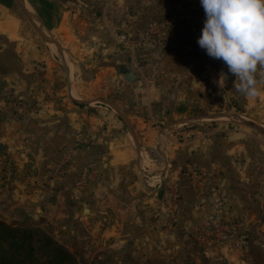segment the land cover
I'll return each instance as SVG.
<instances>
[{"label":"crops","instance_id":"1","mask_svg":"<svg viewBox=\"0 0 264 264\" xmlns=\"http://www.w3.org/2000/svg\"><path fill=\"white\" fill-rule=\"evenodd\" d=\"M41 1L54 44L0 0V221L78 262L264 264V131L203 123L238 111L262 128L264 94L199 47L200 0Z\"/></svg>","mask_w":264,"mask_h":264},{"label":"clouds","instance_id":"2","mask_svg":"<svg viewBox=\"0 0 264 264\" xmlns=\"http://www.w3.org/2000/svg\"><path fill=\"white\" fill-rule=\"evenodd\" d=\"M200 4L205 20L199 47L224 62L236 77L237 92L249 98L264 94V0H200ZM227 78L221 72L219 84Z\"/></svg>","mask_w":264,"mask_h":264},{"label":"rangeland","instance_id":"3","mask_svg":"<svg viewBox=\"0 0 264 264\" xmlns=\"http://www.w3.org/2000/svg\"><path fill=\"white\" fill-rule=\"evenodd\" d=\"M14 1V0H12ZM29 2V3H28ZM25 3V1H24ZM17 8H16V12L19 14L21 21H22V25L24 30L28 31H36V30H43V23L46 25L51 26V24H53V15H56V8L54 6H51L47 3L42 2L41 0H27L26 3L24 4L23 8V4H21L19 1L16 2ZM34 6V7H33ZM38 9V17H35V13L34 10ZM34 9V10H33ZM42 19V21H41ZM38 33V31H36ZM41 34V33H40ZM39 38L42 41H46V42H50V44H54L55 43V39L53 38L52 35L46 33V36L48 38L45 39V37H43L42 35H39ZM47 39L49 41H47ZM224 115H230L227 114V111ZM233 115V118L231 117H221L219 119L216 120H205L203 121V123H207V124H212V123H229V124H234V125H244L241 120H239V117L249 121L246 117L242 116L241 113H238V111H236ZM236 116V117H235ZM196 123V122H195ZM255 123V122H254ZM256 125H258L257 123H255ZM246 126V125H244ZM259 126V125H258ZM187 126H182L180 128H178V131H182L184 129H186ZM188 127H192V124L188 125ZM248 127V126H247ZM261 127V126H259ZM264 129V127H262ZM254 129V128H252ZM0 156H9L7 153L4 154H0ZM4 168H1V171L3 172ZM3 222V221H1ZM4 224H6L7 226L11 227V228H16V229H26V230H31L33 231L32 233L35 234L34 237V247L36 248L35 251V256L33 261H26L24 263L21 264H40L41 262L43 263L45 261V254H42V252L39 250L42 248V243H40L38 240L44 237H49L51 238L47 233L44 232V230H42L41 227H32V228H25V227H14L11 225H8L7 223L3 222ZM216 236V233H215ZM52 239V238H51ZM55 241V240H54ZM11 239L8 238L2 231V229H0V264H18L14 262V259H18V260H26L28 258V253L26 248L24 247L23 251L17 252L15 249V247L13 245H11ZM64 248V247H63ZM68 251V250H67ZM13 259V261H12ZM17 260V261H18ZM75 264H92L89 260H85L83 262H78L76 260Z\"/></svg>","mask_w":264,"mask_h":264},{"label":"trees","instance_id":"4","mask_svg":"<svg viewBox=\"0 0 264 264\" xmlns=\"http://www.w3.org/2000/svg\"><path fill=\"white\" fill-rule=\"evenodd\" d=\"M0 229L3 233L11 239V245H13L17 252L23 251L24 247L27 250L28 258L26 260L14 259L15 263L21 264L26 261H33L35 251L37 247H34V237L31 230L11 228L0 221ZM42 243V248L39 249L42 254H45V261L40 264H75L76 259L73 255L59 245L56 241L49 237H44L38 240ZM18 260V261H17ZM13 261V259H12ZM38 264V263H37Z\"/></svg>","mask_w":264,"mask_h":264},{"label":"water","instance_id":"5","mask_svg":"<svg viewBox=\"0 0 264 264\" xmlns=\"http://www.w3.org/2000/svg\"><path fill=\"white\" fill-rule=\"evenodd\" d=\"M16 1H19L21 4H23V8H24V1H23V0H16ZM40 33H41V35H42L43 37H45V39L48 38V37L42 32L41 29H40ZM47 41H49V40L47 39ZM124 71H125V69H121V73L124 74L125 79H126L127 81H129V82L134 81V79H135V73H134L132 70L127 71L126 73H124ZM221 117H228V118L231 117V118H233V115H216V116H212V117H210V118H211L210 120H215V119H218V118H221ZM235 117H236V116H235ZM190 120H193V121H201V120H203V119H201V118H192V119H190ZM239 120H241V122H242L244 125L248 126V127H251V128L257 129V130H259V131H264L263 128L259 127L258 125H256V124L253 123V122L246 121V120H244V119H242V118H240V117H239ZM8 152H9V148H8L6 145L0 143V154H4V153H8Z\"/></svg>","mask_w":264,"mask_h":264},{"label":"built area","instance_id":"6","mask_svg":"<svg viewBox=\"0 0 264 264\" xmlns=\"http://www.w3.org/2000/svg\"><path fill=\"white\" fill-rule=\"evenodd\" d=\"M163 185H164L163 180L162 181L158 180L156 188L161 190L163 188ZM205 192L213 198L216 207H218L221 204L222 199L218 190V179L215 175L209 177V186L205 190ZM177 196H178L177 191H172L171 197L175 199ZM168 205H169L168 203L160 202L159 206L163 209H166L168 208Z\"/></svg>","mask_w":264,"mask_h":264},{"label":"bare ground","instance_id":"7","mask_svg":"<svg viewBox=\"0 0 264 264\" xmlns=\"http://www.w3.org/2000/svg\"><path fill=\"white\" fill-rule=\"evenodd\" d=\"M25 1V0H24Z\"/></svg>","mask_w":264,"mask_h":264}]
</instances>
